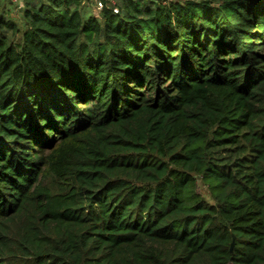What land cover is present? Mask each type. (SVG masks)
I'll return each instance as SVG.
<instances>
[{
  "label": "trees",
  "instance_id": "16d2710c",
  "mask_svg": "<svg viewBox=\"0 0 264 264\" xmlns=\"http://www.w3.org/2000/svg\"><path fill=\"white\" fill-rule=\"evenodd\" d=\"M16 4L0 264H264V0Z\"/></svg>",
  "mask_w": 264,
  "mask_h": 264
},
{
  "label": "rangeland",
  "instance_id": "374dc122",
  "mask_svg": "<svg viewBox=\"0 0 264 264\" xmlns=\"http://www.w3.org/2000/svg\"><path fill=\"white\" fill-rule=\"evenodd\" d=\"M1 1H4L6 3L8 15L13 17V18H15V19H19V17L22 14V5H20V4L17 5L16 2L19 1V3H21L22 0H1ZM182 1H184V0H182ZM81 2H82L83 6L85 8V11H88L89 13L95 14V15H98L100 13V11H98L93 6V4L90 2V0H81ZM197 190L205 198H208V195L206 194V190H205L204 186L200 182L198 183Z\"/></svg>",
  "mask_w": 264,
  "mask_h": 264
},
{
  "label": "built area",
  "instance_id": "2783aa9c",
  "mask_svg": "<svg viewBox=\"0 0 264 264\" xmlns=\"http://www.w3.org/2000/svg\"><path fill=\"white\" fill-rule=\"evenodd\" d=\"M155 1L165 4L166 2L172 0H155ZM90 2L98 11H100L103 8H107L113 11L114 13L118 12L117 4H116L117 0H90Z\"/></svg>",
  "mask_w": 264,
  "mask_h": 264
},
{
  "label": "water",
  "instance_id": "95a60500",
  "mask_svg": "<svg viewBox=\"0 0 264 264\" xmlns=\"http://www.w3.org/2000/svg\"><path fill=\"white\" fill-rule=\"evenodd\" d=\"M233 244H234V241L231 242L230 250H232Z\"/></svg>",
  "mask_w": 264,
  "mask_h": 264
}]
</instances>
